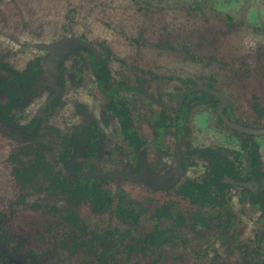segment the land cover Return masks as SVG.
Returning a JSON list of instances; mask_svg holds the SVG:
<instances>
[{
  "label": "flooded vegetation",
  "instance_id": "1",
  "mask_svg": "<svg viewBox=\"0 0 264 264\" xmlns=\"http://www.w3.org/2000/svg\"><path fill=\"white\" fill-rule=\"evenodd\" d=\"M22 1L0 0V264H264V0L118 2L115 44L42 37ZM212 49L223 87L184 64Z\"/></svg>",
  "mask_w": 264,
  "mask_h": 264
},
{
  "label": "rangeland",
  "instance_id": "2",
  "mask_svg": "<svg viewBox=\"0 0 264 264\" xmlns=\"http://www.w3.org/2000/svg\"><path fill=\"white\" fill-rule=\"evenodd\" d=\"M126 1L127 0H38V2H35V0H27L22 1L24 2L22 3V14L24 16H27L23 18L28 19V27L30 26L32 27V29L38 30V32L41 30L40 35H42V37H44L46 34L48 36L50 29H52L54 37L61 36L63 32H66V30H64L63 28L69 26L68 23H70L71 26L69 27L75 28L76 32H82V34L85 35L84 32L86 31V37L90 40H96V37H101V40L106 39L107 42L108 40H110L109 42L115 44V40L113 39L114 35L111 34L113 25L110 23V21L113 20V16H118L120 11L122 10V6H119L121 5L120 3L124 4ZM31 4L35 8H32V11L27 13V11L24 9L26 6H31ZM163 4H172V1L168 3L164 2ZM210 4V0H182V7L188 9L189 13L203 14L205 12L203 16L208 13L216 14L217 12H219V10L213 8V4ZM68 10L74 11L75 13L70 14L68 17H66L65 13L68 12ZM152 11L153 10L151 9L150 13H152ZM84 14H86L88 17H85ZM154 20L155 19H151L150 21ZM166 20L168 21L170 20V18L168 17V19ZM107 21H109V24H106ZM33 31H22L23 38L28 40L30 35L29 33H32ZM220 32H223L221 28ZM233 33L231 34V36H229L231 40V43L229 45H234V49L242 46L244 41L248 40V35H253L250 31V28L246 24L239 27ZM49 37H51L50 34ZM224 45H228V43H225ZM221 53V51H215L213 49L208 51H201L200 53L195 52V55H197L198 59H193L191 64L189 65L187 64V62L189 61L183 62L188 71H190L189 69H192V71L196 70L197 76L201 77L203 80L205 79L204 77L215 75L216 79H218L216 80V86H220L222 83L221 80H223V75L226 73V71L235 68L238 65V63L234 62L235 60L226 61V58L224 59V56V64H222L223 61ZM124 54H128V52L126 51ZM166 55H169V51H166ZM175 62H179V60L177 59ZM184 64L182 63V65ZM202 66L205 67L201 68ZM172 67L173 66H170V68ZM259 120L261 124H264V115H262V118ZM261 151V158L263 160L262 162L264 163V146ZM1 200L2 198L0 197V206L2 202ZM246 209H248V206L246 207Z\"/></svg>",
  "mask_w": 264,
  "mask_h": 264
}]
</instances>
